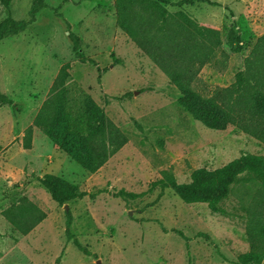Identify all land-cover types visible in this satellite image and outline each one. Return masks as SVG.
I'll return each instance as SVG.
<instances>
[{"label": "rangeland", "instance_id": "374dc122", "mask_svg": "<svg viewBox=\"0 0 264 264\" xmlns=\"http://www.w3.org/2000/svg\"><path fill=\"white\" fill-rule=\"evenodd\" d=\"M33 1L12 0V16L27 19ZM65 1L46 0L50 8L38 13L35 23L0 42V90L13 101L0 104V264H234L250 249L241 204L249 201L251 188L236 185L224 203L228 214L222 215L206 204H186L170 189L159 196L153 184L164 171L187 183L195 169L214 170L245 153L264 155V144L233 126L209 129L184 113L178 90L117 27L116 0ZM183 9L197 22L218 27L229 55L224 70L202 68L200 86H230L264 35V0H192ZM5 16L0 3V21ZM65 20L81 38L84 54L109 68L101 84L96 67L75 58ZM231 27L243 41L239 53L227 45ZM67 63L75 80L129 137L95 174L47 138L35 153L23 148L25 130ZM126 93L131 95L122 100L106 99ZM46 173L95 197L60 206L38 181ZM121 190L138 197L126 203L112 196ZM23 197L47 215L25 236L4 216ZM68 210L74 217L71 231L90 255L67 242Z\"/></svg>", "mask_w": 264, "mask_h": 264}, {"label": "trees", "instance_id": "16d2710c", "mask_svg": "<svg viewBox=\"0 0 264 264\" xmlns=\"http://www.w3.org/2000/svg\"><path fill=\"white\" fill-rule=\"evenodd\" d=\"M65 2H70L66 0ZM6 16L0 21V42L25 32L37 20V14L50 8L46 0H34L27 19H15L11 14L12 0H0ZM192 0L177 3L168 0H116L117 27L168 78L180 93L178 107L193 120L212 130L235 127L264 144V35L254 44L245 59L244 68L228 87L200 86V73L210 65L224 70L229 55L223 49L221 30L211 24L199 23L183 6ZM74 4H78L74 2ZM217 5V4H214ZM168 6L180 8L169 10ZM72 50L81 63H89L98 70V82L109 68H102L83 52L81 38L70 32L65 20ZM242 38L235 27L227 35V45L239 53ZM106 99L122 100L130 96ZM107 101V100H106ZM0 104L13 101L0 90ZM40 130L58 149L86 172H99L128 142V135L109 117L93 96L75 80L71 65L64 64L53 81L31 125L25 130L23 148L31 149L34 129ZM39 183L60 206L86 197L76 184L54 174L38 177ZM243 184L250 189L249 201L241 208L246 220L249 251L239 255L234 264H262L264 261V155L245 153L216 168L195 169L190 181L179 183L171 171H164L153 186L163 192L170 189L186 204H206L217 214L226 215L224 203L233 188ZM112 196L129 203L138 195L121 190ZM11 227L25 236L31 233L47 215L27 197L11 205L4 212ZM66 238L81 252L90 255L71 231L74 221L71 210L66 211Z\"/></svg>", "mask_w": 264, "mask_h": 264}, {"label": "crops", "instance_id": "0c3cea01", "mask_svg": "<svg viewBox=\"0 0 264 264\" xmlns=\"http://www.w3.org/2000/svg\"><path fill=\"white\" fill-rule=\"evenodd\" d=\"M45 135L38 129H34V134H33V142H32V148L31 149H28L31 153H35L36 152V149L38 148V145H40L39 143L42 142L40 146H43V145H47V141L45 140V138H47L46 136L44 137ZM48 139V138H47ZM54 147L57 149V147L54 145ZM27 150V149H25ZM61 152V151H59ZM36 229H34L32 232H34ZM31 232V233H32ZM29 233V234H31ZM28 234V235H29Z\"/></svg>", "mask_w": 264, "mask_h": 264}]
</instances>
